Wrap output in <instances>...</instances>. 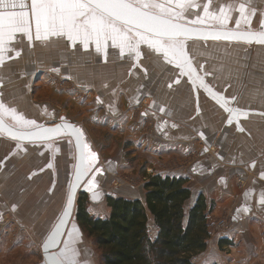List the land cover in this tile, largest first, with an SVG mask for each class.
I'll return each instance as SVG.
<instances>
[{
    "label": "crops",
    "instance_id": "crops-1",
    "mask_svg": "<svg viewBox=\"0 0 264 264\" xmlns=\"http://www.w3.org/2000/svg\"><path fill=\"white\" fill-rule=\"evenodd\" d=\"M157 2L182 11L185 22L200 19L247 31H262L264 24V0ZM180 2L194 7L178 8ZM241 4L250 27L241 20L237 28ZM30 5L0 12L27 11L33 24L31 40L17 32L0 45L6 49L0 52V100L40 124L66 119L82 129L96 189L79 199L102 204L105 214L96 219L109 218L110 208L103 207L109 180L128 172L133 161L134 169L148 177L183 179L192 193L186 210L203 197L209 220L230 221L226 237L211 235L207 250L193 264H264V46L186 44L198 79L227 108L184 74L167 43L141 40L132 31L127 36L135 51L108 35L100 38L99 51L96 38H89L87 47L83 37L69 40L67 35L42 42L35 39ZM221 10L229 17L227 23L213 18ZM35 87L36 101L31 95ZM31 106L41 112L28 111ZM75 164V149L67 138L21 145L0 136V264H45L42 245L67 203ZM119 190L120 198L145 200L144 186ZM71 227L65 245L71 237L75 241L83 236L79 223ZM149 233L156 238L152 216Z\"/></svg>",
    "mask_w": 264,
    "mask_h": 264
},
{
    "label": "trees",
    "instance_id": "trees-1",
    "mask_svg": "<svg viewBox=\"0 0 264 264\" xmlns=\"http://www.w3.org/2000/svg\"><path fill=\"white\" fill-rule=\"evenodd\" d=\"M185 184L183 179L150 177L144 202L108 197L106 220L93 218L84 204L78 205L76 220L93 239L101 264H193L211 238L210 211L203 197L186 210L192 193ZM149 216L157 229L154 239Z\"/></svg>",
    "mask_w": 264,
    "mask_h": 264
},
{
    "label": "snow or ice",
    "instance_id": "snow-or-ice-1",
    "mask_svg": "<svg viewBox=\"0 0 264 264\" xmlns=\"http://www.w3.org/2000/svg\"><path fill=\"white\" fill-rule=\"evenodd\" d=\"M170 3L171 0H168ZM137 3L139 6H137ZM178 8L194 7L191 3H177ZM11 7H16L12 4ZM21 8L25 5L20 4ZM31 11L35 27V39L45 42L50 36L62 37L67 35L69 40L83 37L85 47L89 38H96L97 51L100 50V38L108 35L114 41L120 40L121 46L127 45L130 50L135 51L136 45L129 41L127 31L131 28H125L121 31L117 27V22H122L124 26H132L136 29H144L145 32H151L156 37H167L170 41L167 45L168 51L172 53L178 60L184 58L186 45L183 42H177L176 37L184 35L191 38L194 29H189L180 23H174L172 19L166 18L172 16L175 19H183L182 13L174 12L171 8L166 7L165 3L157 2V0H31ZM145 9H158V13L146 11ZM240 19L237 20V28L241 20L249 25L250 20L244 16V5H240ZM205 15H209L207 9L204 10ZM219 18L221 23H227L229 17L223 13ZM197 19L192 23H202ZM0 26L4 31L0 33V45L6 43L4 37L8 40L12 39L14 33H26L29 40L32 39L33 24L29 19L27 11L20 13L0 14ZM260 32H233L223 35H215L213 39H238L248 43L256 42L264 44V24H262ZM141 40L145 39L140 32L136 33ZM207 39V36L204 37ZM155 44H160V40H156ZM0 47V52L5 51ZM5 106L0 104V110H4ZM14 113V110H10ZM23 123L34 125V121H24ZM59 131V129H40L32 135H44ZM14 139H22L23 136H14ZM86 147V146H85ZM87 159L84 152H81L82 163ZM91 159L95 160V154H91ZM51 167V165H49ZM79 180V174L77 175ZM264 202V196H262ZM72 205V197L69 196L68 206ZM68 213L66 212L65 215ZM47 250V249H46ZM78 252L75 249L65 247L60 257H54L56 264H62L64 260L68 264H77Z\"/></svg>",
    "mask_w": 264,
    "mask_h": 264
},
{
    "label": "water",
    "instance_id": "water-1",
    "mask_svg": "<svg viewBox=\"0 0 264 264\" xmlns=\"http://www.w3.org/2000/svg\"><path fill=\"white\" fill-rule=\"evenodd\" d=\"M26 0H0V12L4 11H13V10H25L27 9V4L25 3ZM31 4V0H29ZM4 3H8L9 7H3ZM24 4L25 7L21 8L20 4ZM12 4H15L16 7H11ZM137 6L138 3H137ZM146 11H151L153 13H158L159 11H155L153 9H145ZM178 13L183 12L180 11ZM166 18L172 19L174 23H180L189 29H194L195 31L192 33L191 38H188L184 35L176 37L177 42H183L185 45L190 42H219V43H229V44H243L247 46H264V44L252 42L248 43L244 40L238 39H213L212 37L215 35H223L226 33H233V32H260V31H247V30H237V29H230L223 26H214L213 24H206V23H192V22H185L182 19H175L172 16H168ZM117 25L123 28H131L133 33L140 32L144 35V37H148L151 40H160V42L169 43L167 37H156L151 32H145L144 29H136L132 26H124L122 22H117ZM207 36V39L204 37ZM185 57L179 59V63L182 67V70L186 76H191L193 80H195L202 88L208 92L211 96L216 98L223 106L229 108L227 103L215 93L211 88L206 86V84L198 79L197 72L193 64L190 62V59L187 55L186 48H185ZM0 104H2L0 100ZM24 121H34V125L23 123ZM40 129H59V131L46 133L44 135H32L37 133ZM0 136L13 140L18 144H49L53 143L57 140L62 138H67L72 141L73 147L75 149V171L72 177V182L69 188V194L67 197V203L53 226L51 232L47 236L46 240L42 245V256L45 264H56V261L53 259L54 257H60V254L65 249V242L67 239V235L72 231L71 224L76 221V208L79 196L81 194H88L92 193L93 190L96 189L95 185L92 183L93 177L91 173L93 171V167L89 164V157L88 151L89 147L86 142V138L83 134V131L80 127L73 124L72 122L62 119L61 121L57 122L56 124L46 125L40 124L35 120H29L24 118L22 115L13 113L7 107L4 110H0ZM14 136H23L22 139H14ZM86 146V147H85ZM84 152L87 159L82 163L81 160V152ZM79 174V180H77V175ZM72 197V205L69 208L68 206V199L69 196ZM68 213L65 215V213ZM47 249V250H46ZM62 264H68L65 260Z\"/></svg>",
    "mask_w": 264,
    "mask_h": 264
},
{
    "label": "rangeland",
    "instance_id": "rangeland-1",
    "mask_svg": "<svg viewBox=\"0 0 264 264\" xmlns=\"http://www.w3.org/2000/svg\"><path fill=\"white\" fill-rule=\"evenodd\" d=\"M22 83L25 86L26 81L22 82ZM37 93H38V91H37L36 87H35V89L33 88L31 90V95H33L32 98L35 101L38 100ZM36 107H38V106L36 105ZM34 109H38V108H34ZM34 109L31 106L28 111H34ZM64 110L65 109L62 106H58V111L61 115L64 114V112H65ZM39 112H41V111L39 110ZM118 143H120V142H118ZM114 144L117 145L116 141L112 140L111 145H114ZM129 164L131 165V168L128 170V172L124 173L123 171H121L119 173V175H117L116 177L110 178V180H109L110 181V183H109L110 189L108 190V193H107L108 195L106 194L107 198L110 196L121 197L120 195H122L121 194L122 192H120V190L118 191V189H120L121 186L122 187L123 186H129L132 188H141L142 189V186H144L145 183H147L148 178H150V177L143 175V173H141L142 169H138V168L134 169V162L133 161L129 162ZM136 165H137V167L140 168V164H136ZM145 173H146V171H145ZM238 182H240V181H238ZM78 200H80V201H78L77 207H78V205L80 206V205L84 204V207L86 208L87 213L90 216H92L93 218L103 217V214H105L104 208H102V206H101L102 204L94 205L89 200H87L86 197L78 199ZM103 207H105V210L108 209L107 208V200L103 204ZM98 209H100V210L97 211ZM77 223L78 222L76 220L75 224H77ZM80 240H82V241H80ZM80 240L73 241L72 237H71L69 244L65 245V247L66 246L68 248L71 247V249H75L78 252L77 264H101L100 257H99V251H98L93 239H91L83 231V236Z\"/></svg>",
    "mask_w": 264,
    "mask_h": 264
},
{
    "label": "built area",
    "instance_id": "built-area-1",
    "mask_svg": "<svg viewBox=\"0 0 264 264\" xmlns=\"http://www.w3.org/2000/svg\"><path fill=\"white\" fill-rule=\"evenodd\" d=\"M244 182L240 181L239 184L243 185ZM210 229L213 231H210L211 235H214L218 233L219 237L224 239L226 237V234L228 233L230 229V221L226 219H220L218 221L209 220Z\"/></svg>",
    "mask_w": 264,
    "mask_h": 264
},
{
    "label": "bare ground",
    "instance_id": "bare-ground-1",
    "mask_svg": "<svg viewBox=\"0 0 264 264\" xmlns=\"http://www.w3.org/2000/svg\"><path fill=\"white\" fill-rule=\"evenodd\" d=\"M25 3L27 4L26 6L30 5L29 0H26ZM3 7H9V4L8 3H4Z\"/></svg>",
    "mask_w": 264,
    "mask_h": 264
}]
</instances>
